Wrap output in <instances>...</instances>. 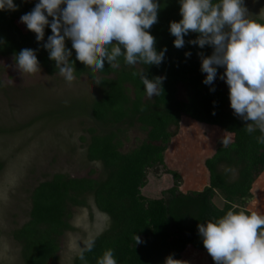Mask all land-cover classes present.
I'll list each match as a JSON object with an SVG mask.
<instances>
[{
	"label": "trees",
	"instance_id": "1",
	"mask_svg": "<svg viewBox=\"0 0 264 264\" xmlns=\"http://www.w3.org/2000/svg\"><path fill=\"white\" fill-rule=\"evenodd\" d=\"M38 2L13 0L18 10H0V56L15 59L22 49H33L40 67L53 76L60 74L59 68L42 46L52 35L50 27H45L44 40L37 42L35 33L16 22ZM157 2L160 4L158 23L151 27L150 34L156 40L157 51L167 49L159 66H127L121 57L119 68L105 62L104 69L94 73L76 60L72 50L70 61L75 67V78L98 79L100 96L60 105L52 114L62 118L90 115L111 127L102 134L90 130L86 143V159L101 163V175L76 178L56 173L33 188L29 220L12 232L21 249L22 264L57 261L59 238L73 229L69 223L70 207L86 206L87 196L107 217L106 226L90 240L94 241V247L85 252L87 264H97L109 248L114 250L117 264H165L169 256L179 261L190 250H206L198 234V224L216 220L230 210L251 213L246 205L253 198L252 186L264 172V144L257 143L256 139L261 133L257 130L249 134L245 130L246 122L234 115L229 89L219 78L224 72L222 67L217 69L213 85L202 82L206 74L200 70L201 60L192 53V44L188 43L194 39V33L184 37L183 48L174 46L175 37L169 32V24L181 19L179 0ZM48 19L51 21V17ZM252 19L264 23L259 17ZM65 45L72 48L70 40ZM186 52L191 55L185 56ZM140 69L145 70L149 79L165 77L159 96L145 98L139 76L132 75ZM179 86L185 91V99L178 97ZM183 116L220 127L224 134L232 136V141L222 139L204 160L208 184L202 190L183 192L181 175L168 169L164 162V154ZM136 125L146 133V138L131 151L121 152L119 135ZM8 131L0 128V133ZM159 166L166 167L164 174L171 180L151 175L150 171ZM234 172L236 176L232 178ZM150 183L153 187L148 189ZM157 186L162 188L158 190ZM217 193L223 199L221 207L213 202ZM134 234L144 243L134 244ZM79 254L80 251L73 256L71 264H84ZM209 263L215 264L210 255Z\"/></svg>",
	"mask_w": 264,
	"mask_h": 264
},
{
	"label": "clouds",
	"instance_id": "2",
	"mask_svg": "<svg viewBox=\"0 0 264 264\" xmlns=\"http://www.w3.org/2000/svg\"><path fill=\"white\" fill-rule=\"evenodd\" d=\"M179 2L181 19L169 24V32L175 37L174 46L183 48L184 37L191 32L199 35L189 40V44L212 48L211 55L198 53L200 70L206 74L202 82L213 85L217 69L222 67L224 72L219 78L228 85L234 115L246 122L245 130L249 134L259 130L257 143L264 144V23L250 18L244 0ZM159 9L157 0H39L30 12L20 17V22L35 33L37 42L44 40L45 27H50L52 35L42 46L48 51L49 59L55 61L60 75L73 81L72 50L76 60L94 73L104 69L105 62L119 68L121 57L127 66H159L167 49L157 51L156 40L150 34L151 27L158 23ZM0 10L16 11L18 5L13 0H0ZM66 40L71 41V49L66 47ZM15 61L22 72H40L33 49H22ZM132 75L139 76L148 98L162 93L165 77L149 79L144 69ZM95 82L99 84L98 80ZM197 230L215 264H264V215L230 210L216 220L198 224ZM133 239L134 244L144 243L138 235L134 234ZM93 247L94 241L81 247L79 259L84 264H87L85 252ZM97 264H117L114 250L106 249ZM165 264L184 262L169 256Z\"/></svg>",
	"mask_w": 264,
	"mask_h": 264
},
{
	"label": "rangeland",
	"instance_id": "3",
	"mask_svg": "<svg viewBox=\"0 0 264 264\" xmlns=\"http://www.w3.org/2000/svg\"><path fill=\"white\" fill-rule=\"evenodd\" d=\"M244 5L252 15L250 18L264 20V0H244ZM16 22L21 23L20 19ZM198 35L194 33V39ZM211 52L210 46L201 49L192 45V53L196 56L198 53L211 55ZM96 80L82 76L67 81L60 74L47 75L41 67L40 72L29 74L20 71L14 56H0V128L10 130L0 133V264H22L21 249L12 232L29 220L30 195L39 182L56 173L76 178H98L101 175V163L86 159V143L90 130L102 134L111 127L95 121L90 115L62 118L52 114L60 105L99 98ZM221 83L228 87L223 80ZM185 95L183 87L179 86L178 97L185 99ZM210 130L212 126L183 116L177 128L178 134L171 139L164 154L167 168L181 175L180 189L183 191L204 188V182L208 181L204 157L209 147L212 149L217 145L214 144L217 143L215 137L209 134ZM145 138L146 133L138 125L129 127L119 135L120 151H131ZM165 168L159 166L150 173L171 180L164 174ZM235 176L236 172L232 178ZM260 177L263 178L264 174ZM151 185L147 186L148 189L153 187ZM157 187L158 190L162 188ZM259 196L252 208L254 211L262 210L264 215V185ZM86 201V206L70 207L69 223L73 229L59 238L58 259L54 264H71L81 247L106 226L107 217L96 208L90 196ZM213 202L218 207L223 205L219 193ZM179 261L210 264L206 250H190Z\"/></svg>",
	"mask_w": 264,
	"mask_h": 264
},
{
	"label": "crops",
	"instance_id": "4",
	"mask_svg": "<svg viewBox=\"0 0 264 264\" xmlns=\"http://www.w3.org/2000/svg\"><path fill=\"white\" fill-rule=\"evenodd\" d=\"M181 122V121H180ZM203 124V123H202ZM179 126H180V124H179ZM209 126H211V125H209ZM219 128V129H218ZM204 131V130H203ZM177 134H178V131H177ZM177 134H176V136H177ZM209 134H210V136H214L215 137V139L217 140V143H214V144H217L216 146H218V144L220 143V141L222 140V139H226V140H228V141H232V136L231 135H228V134H224L223 133V131L221 130V128L220 127H217V126H212V130H210L209 131ZM171 144V143H170ZM213 144V143H212ZM215 146V147H216ZM215 147H213L212 149H211V147H209L208 148V150H206V153H205V157H204V160L207 158V157H209L210 156V154L212 153V150L215 148ZM168 149H169V147H168ZM205 168V167H204ZM177 170V169H176ZM264 174V172L262 173V175ZM262 181H261V180ZM260 179L258 180H256L257 181V183H256V185L254 184L253 186H252V194H253V199H252V201L251 202H249L247 205H246V208L249 210V211H251V212H257L258 214H261V215H263V213L261 212L262 210H260V209H256V211H254V209L252 208L253 206H254V204L255 203H257V199L260 197L259 196V191H260V189H261V187H262V185H264V177L263 178H261L260 177ZM208 182V181H207ZM207 182H204V184H205V186L208 184ZM203 189V187H201L200 189H199V187H198V189L197 190H202ZM193 190V189H192ZM183 191V190H182ZM187 191H190V190H184L183 192H187ZM195 191V190H194ZM217 196V195H216ZM215 196V197H216ZM214 197V198H215Z\"/></svg>",
	"mask_w": 264,
	"mask_h": 264
}]
</instances>
